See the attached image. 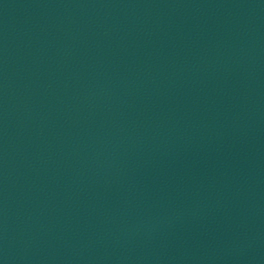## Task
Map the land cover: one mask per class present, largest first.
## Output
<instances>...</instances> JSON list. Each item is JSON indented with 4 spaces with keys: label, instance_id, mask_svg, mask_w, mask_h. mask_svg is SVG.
I'll list each match as a JSON object with an SVG mask.
<instances>
[{
    "label": "water",
    "instance_id": "1",
    "mask_svg": "<svg viewBox=\"0 0 264 264\" xmlns=\"http://www.w3.org/2000/svg\"><path fill=\"white\" fill-rule=\"evenodd\" d=\"M0 264H264V0H0Z\"/></svg>",
    "mask_w": 264,
    "mask_h": 264
}]
</instances>
